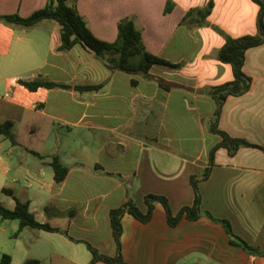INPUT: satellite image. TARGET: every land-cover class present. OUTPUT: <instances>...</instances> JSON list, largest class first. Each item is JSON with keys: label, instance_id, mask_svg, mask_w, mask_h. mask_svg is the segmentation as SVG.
Returning <instances> with one entry per match:
<instances>
[{"label": "crops", "instance_id": "crops-1", "mask_svg": "<svg viewBox=\"0 0 264 264\" xmlns=\"http://www.w3.org/2000/svg\"><path fill=\"white\" fill-rule=\"evenodd\" d=\"M209 1L210 13L194 22L195 10ZM45 2L0 0V15L24 17ZM167 2L172 8L164 12ZM75 7L93 35L107 42L115 40L117 22L131 17L145 49L178 67L112 68L80 44L59 51L56 21L25 27L0 20V122L13 123L11 145L20 148H8L12 157L4 156L7 138L0 135V175L7 179L12 170L20 177L14 186L3 180L0 191L11 208L14 197L27 200L38 221L57 228L24 227L12 236L18 221L0 219V258L5 253L10 264H90L88 243L110 257L119 252L127 264H264V253L231 243L218 221L227 220L234 234L264 251V153L258 148L214 152L208 176L198 179L203 213L195 219L182 215L170 226L159 202L147 222L125 212L118 249L109 217L111 208L128 199L144 212L146 194L165 196L172 214L192 204L190 176L202 175L210 149L220 140L208 128L216 107L209 90L233 78L231 66L217 53L227 37L256 34L258 5L252 0H76ZM242 69L250 87L225 99L218 127L264 146V43L246 50ZM33 78L68 87L29 90L19 83ZM98 84L92 90L75 87ZM20 129L27 131L26 143ZM52 155L68 168L58 184Z\"/></svg>", "mask_w": 264, "mask_h": 264}, {"label": "trees", "instance_id": "trees-1", "mask_svg": "<svg viewBox=\"0 0 264 264\" xmlns=\"http://www.w3.org/2000/svg\"><path fill=\"white\" fill-rule=\"evenodd\" d=\"M71 1V4L69 2ZM76 0H46L45 5L27 16H20L18 14H4L0 15V20L9 25L32 26L42 20H53L60 25V44L59 51H66L75 44H80L83 48L92 51L99 59L112 68H118L124 71H142L147 72L153 64H165L170 67H178V64L170 63L162 58L149 53L142 42L140 31L134 26L131 17L126 16L117 22V35L114 41L107 42L97 38L87 27L84 19L79 15L75 7ZM258 5L256 27L257 32L254 35H242L238 37H227L224 44L220 47L217 53V58L221 62L228 63L231 66L233 78L230 81L222 84L214 85L209 90V94L214 99L216 107L213 115L209 119V131L217 134L220 140L210 149L209 152V165L205 168L200 176L191 175L190 184L193 189V201L191 205L182 207L176 214H172L167 198L163 195L146 194L143 198L146 205V210L142 212L132 199H128L124 204L119 207L111 208L109 211L110 229L112 237L119 249V236L121 233V216L127 212L133 215L141 222H147L152 216L154 204L159 202L163 205L166 213L167 223L170 226L176 225L178 220L184 215L188 219L197 218L203 211H201L200 203L201 197L198 189V179H204L208 176L210 167L213 165L214 152L223 147L227 150L229 155H233L240 147H253L258 148L264 153V146L257 143H252L244 138L233 137L218 127V120L221 112V107L225 99L230 95H240L245 93L251 84V78L246 75L242 69L245 52L247 49L258 46L264 43V0H252ZM213 4L211 1L201 9L195 10L194 13L198 18L194 22L200 23L210 13ZM172 4L167 2L164 12L170 11ZM192 12H188L183 18L186 21ZM191 20V19H190ZM19 83L28 88L35 90L40 86L51 88L54 86L68 87V85L56 83L51 80L43 78L21 79ZM98 85H77L79 90H92L98 89ZM12 122L7 120L0 122V135L10 139L15 143L11 128ZM38 157L43 156L36 151H31ZM53 171V181L55 184L60 183L67 174V166L64 165L56 155H52L49 161ZM98 166V165H95ZM9 192L7 189H3ZM205 213L212 218L209 212ZM0 219L1 220H17L18 228L12 234L16 236L24 227L44 229V230H57L51 227L46 222L38 221L33 212L29 209V202L22 201L14 197V205L12 208H7L0 203ZM227 230L230 236V241L243 249L249 251L251 254L264 253L257 248L250 246L239 236L234 234L230 228L227 220H218ZM92 259L90 264L98 260L115 264L125 263L118 252L114 257L101 254L96 248L87 243ZM30 262V261H29ZM31 262H35L32 260ZM0 264H10V256L3 253L0 258ZM28 264V261L25 262Z\"/></svg>", "mask_w": 264, "mask_h": 264}, {"label": "rangeland", "instance_id": "rangeland-1", "mask_svg": "<svg viewBox=\"0 0 264 264\" xmlns=\"http://www.w3.org/2000/svg\"><path fill=\"white\" fill-rule=\"evenodd\" d=\"M35 29H37V30H40V28H35ZM19 136H20V138H21V141L22 142H25L26 143V136H27V131L26 130H24V129H20L19 130ZM8 148H13V150L14 151H20L19 149L20 148H18V147H16L15 145H14V147L11 145V140L10 139H5V142H4V146L1 148V152H2V154L4 155V156H7V155H9V156H11L12 157V155H10V153L8 154ZM11 163L13 162V159L12 158H10V160H9ZM7 179H5L4 177H1V175H0V185L2 184V181L3 180H6L8 183H9V185L10 186H14L15 184H17V180H19V178L20 177H18L12 170H9V172H8V174H7ZM48 176H50V175H48ZM16 180V181H15ZM20 182V181H19ZM0 203L1 204H8V205H4L5 207H7V208H11L10 206H11V204H10V200H9V198L8 197H6L5 196V194H4V192H2V191H0Z\"/></svg>", "mask_w": 264, "mask_h": 264}]
</instances>
